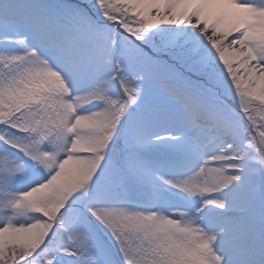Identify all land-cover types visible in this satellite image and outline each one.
<instances>
[{
    "label": "snow or ice",
    "instance_id": "6c2138e0",
    "mask_svg": "<svg viewBox=\"0 0 264 264\" xmlns=\"http://www.w3.org/2000/svg\"><path fill=\"white\" fill-rule=\"evenodd\" d=\"M0 264H264V0H0Z\"/></svg>",
    "mask_w": 264,
    "mask_h": 264
}]
</instances>
